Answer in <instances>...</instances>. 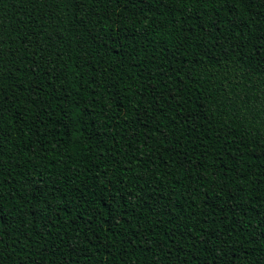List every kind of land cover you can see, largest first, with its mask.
Wrapping results in <instances>:
<instances>
[{
    "label": "trees",
    "instance_id": "trees-1",
    "mask_svg": "<svg viewBox=\"0 0 264 264\" xmlns=\"http://www.w3.org/2000/svg\"><path fill=\"white\" fill-rule=\"evenodd\" d=\"M0 264H264V0H0Z\"/></svg>",
    "mask_w": 264,
    "mask_h": 264
}]
</instances>
